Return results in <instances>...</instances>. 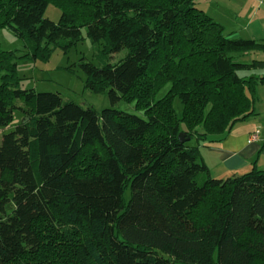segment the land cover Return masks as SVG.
Here are the masks:
<instances>
[{"label": "trees", "instance_id": "16d2710c", "mask_svg": "<svg viewBox=\"0 0 264 264\" xmlns=\"http://www.w3.org/2000/svg\"><path fill=\"white\" fill-rule=\"evenodd\" d=\"M197 1L0 0V33L30 49L20 57L0 41V127L23 115L0 145V264H264V170L215 179L200 156L257 115L264 75L240 72L264 61L239 58L264 42L229 38ZM85 28L105 60L128 51L103 67L81 61L86 89L146 118L22 88L18 59L46 61Z\"/></svg>", "mask_w": 264, "mask_h": 264}, {"label": "rangeland", "instance_id": "374dc122", "mask_svg": "<svg viewBox=\"0 0 264 264\" xmlns=\"http://www.w3.org/2000/svg\"><path fill=\"white\" fill-rule=\"evenodd\" d=\"M264 1V0H263ZM261 0H198L197 8L204 10L216 22L225 28V35L232 39H254L264 42V35H260L253 27H262L264 31V2ZM62 10L53 4L47 8L45 17L58 22L61 18ZM253 24V25H252ZM251 25V26H250ZM2 48L6 51H14L20 57L29 52L30 49L24 40L17 37L10 28H3L0 33ZM64 40L60 41V46H52V53L48 60L18 59V73L22 78L23 89H35L37 92L60 93L63 103L74 102L84 107H94L98 112L104 109L116 107L126 113L139 115L146 118L144 113L136 108L135 103L124 101L113 104L108 92L95 93L86 89V75L81 70L79 64L92 62L98 67H103L108 61L117 64L125 58L127 50H123L107 60L102 56L104 42L94 43L87 34V29H83V39L77 44L64 50ZM239 60L243 63H251L254 60L264 61V51L250 52L242 55ZM253 75L261 77L264 69L253 70L252 72L241 71L240 75ZM170 86L165 87L158 98L164 97L169 91ZM259 98H264V84L257 88ZM22 100L17 101V105L24 107ZM175 111L178 115L183 112V106L179 98L173 101ZM23 115L20 110L15 111L14 121L8 127H0V145L3 136L12 132L21 123ZM197 145L196 141L190 142ZM203 183L204 176L198 179ZM130 194V193H128ZM127 194V199L128 195ZM263 258H261L262 260Z\"/></svg>", "mask_w": 264, "mask_h": 264}, {"label": "crops", "instance_id": "0c3cea01", "mask_svg": "<svg viewBox=\"0 0 264 264\" xmlns=\"http://www.w3.org/2000/svg\"><path fill=\"white\" fill-rule=\"evenodd\" d=\"M253 29L264 35L261 26ZM256 111V116L237 124L229 133L201 143L200 156L210 177L225 180L254 168L264 170V98L258 97Z\"/></svg>", "mask_w": 264, "mask_h": 264}, {"label": "water", "instance_id": "95a60500", "mask_svg": "<svg viewBox=\"0 0 264 264\" xmlns=\"http://www.w3.org/2000/svg\"><path fill=\"white\" fill-rule=\"evenodd\" d=\"M179 138H180L182 143H185L187 140H190V138H185V134H180Z\"/></svg>", "mask_w": 264, "mask_h": 264}, {"label": "built area", "instance_id": "2783aa9c", "mask_svg": "<svg viewBox=\"0 0 264 264\" xmlns=\"http://www.w3.org/2000/svg\"><path fill=\"white\" fill-rule=\"evenodd\" d=\"M254 138L256 139V138H257V136H254Z\"/></svg>", "mask_w": 264, "mask_h": 264}]
</instances>
